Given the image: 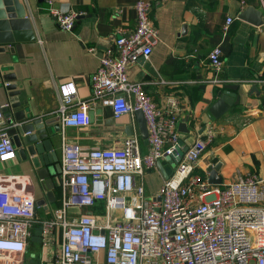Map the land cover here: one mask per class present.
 <instances>
[{
	"label": "crops",
	"instance_id": "1",
	"mask_svg": "<svg viewBox=\"0 0 264 264\" xmlns=\"http://www.w3.org/2000/svg\"><path fill=\"white\" fill-rule=\"evenodd\" d=\"M19 1L25 5L30 27H19L17 34L11 31L13 42L0 45L4 49L0 53L2 76L13 79H0V105L21 103L14 113L29 109L35 117L55 120L60 132L53 145L60 165L65 142H76L90 150L116 147L127 138L137 137L142 152L148 153L137 114L117 119L110 107L98 103L89 112L91 125L86 128L63 127L55 116L60 100L58 88L64 82L75 81L79 97L91 99L90 77L99 69L100 59L113 47L120 32L132 33L136 28L137 0ZM148 1L152 4L150 19L158 32V43L148 60L141 58L128 69L129 80L142 83L145 93L161 110L169 108L170 100L177 102L180 124L189 130L188 134L180 132L186 145L196 141L209 126L218 130L214 142L203 153L195 176L209 182L208 169L219 165L221 185L248 174L264 180V25L256 27L239 19L249 7L264 17L263 0ZM51 9L77 13L73 31L63 30ZM228 17L234 21L225 30ZM3 39L8 40L9 36ZM216 46L223 51L220 78L226 80L224 83L212 82L217 75L208 56ZM6 83L16 85L19 94L11 97ZM226 86L237 87L231 92L239 96L240 102L215 119L211 109ZM160 162L161 168L157 164L156 169L137 178V182L143 181L148 196L159 191L166 175L174 173L175 167L168 160ZM61 172L52 176L54 188L49 191L29 161L17 155L11 161L0 162V176L30 177L32 185L28 191L37 203L36 222L26 252L10 253L0 264H57L62 231L57 228L51 244L44 246L41 223L62 207L65 195ZM68 213L70 217L90 214L102 222L104 203L92 208L71 207ZM97 263L106 264L104 251L98 255Z\"/></svg>",
	"mask_w": 264,
	"mask_h": 264
},
{
	"label": "built area",
	"instance_id": "2",
	"mask_svg": "<svg viewBox=\"0 0 264 264\" xmlns=\"http://www.w3.org/2000/svg\"><path fill=\"white\" fill-rule=\"evenodd\" d=\"M134 9L135 30L120 32L90 77L91 99L79 97L75 81L64 82L58 88L55 116L63 127L86 128L91 125L89 112L98 103L110 107L117 119L141 112L148 129V153L142 152L137 137L116 147L90 150L65 142L60 178L65 196L62 207L41 223L44 246L51 244L60 228L63 242L57 264H98L103 251L106 264H264V180L248 174L230 184L212 185L194 175L218 134L213 126L187 145L182 157L175 154L183 139L177 102L170 100L169 108L161 110L142 83L128 78V69L141 58L148 60L158 43L150 19L152 4L137 0ZM51 14L63 30L73 31L77 13L51 9ZM233 21L227 18L225 30ZM208 60L217 75L212 82H226L220 78L222 48L214 47ZM7 106L0 105L3 163L17 157L4 118ZM169 156L178 160L173 175L148 196L137 178ZM31 185L28 176H0V262L10 253L26 252L37 209L28 191ZM99 203L105 208L102 222L90 214L69 216L71 207L92 208Z\"/></svg>",
	"mask_w": 264,
	"mask_h": 264
},
{
	"label": "water",
	"instance_id": "3",
	"mask_svg": "<svg viewBox=\"0 0 264 264\" xmlns=\"http://www.w3.org/2000/svg\"><path fill=\"white\" fill-rule=\"evenodd\" d=\"M239 19L259 27L264 25L262 12L257 11L254 7H249L243 11ZM19 27H25L29 30L30 22L27 17L25 5L19 0H0V45L12 43L11 31L17 34ZM4 36H9L8 40L3 39ZM19 38V37H17ZM4 49L0 48V53ZM144 59V58H143ZM12 77L2 76L0 70V79L4 81L13 80ZM11 91V97L19 94L16 91V85H8L6 87ZM220 99L214 104L211 109V114L215 119L222 117L234 105L239 104L240 98L234 95L231 91L237 90V87L226 86ZM28 101H25V105ZM21 106V103H13L3 108L4 118L9 126L8 132L12 136V141L17 150L18 157L23 161H29L36 170V174L40 180L44 182L47 189L51 191L54 188L53 175L61 172L59 164V154L54 150V142L60 132V126L55 120H48L42 117H35L29 109L14 113L13 110ZM139 115V124L145 143L148 145V129L141 112ZM179 131L183 134H188L189 130L182 123L179 125ZM203 132V131H202ZM201 132V133H202ZM188 146L181 139L176 148V155L180 157L187 151ZM174 167L176 166L177 158L169 156L166 158ZM161 168V162H158ZM220 166L210 167L209 183L212 185H221L222 180L218 177ZM168 178V175H166ZM52 194L50 193L49 196Z\"/></svg>",
	"mask_w": 264,
	"mask_h": 264
},
{
	"label": "trees",
	"instance_id": "4",
	"mask_svg": "<svg viewBox=\"0 0 264 264\" xmlns=\"http://www.w3.org/2000/svg\"><path fill=\"white\" fill-rule=\"evenodd\" d=\"M211 2H213L214 0H210ZM257 0H250L251 3H255Z\"/></svg>",
	"mask_w": 264,
	"mask_h": 264
},
{
	"label": "bare ground",
	"instance_id": "5",
	"mask_svg": "<svg viewBox=\"0 0 264 264\" xmlns=\"http://www.w3.org/2000/svg\"><path fill=\"white\" fill-rule=\"evenodd\" d=\"M3 262V261H2Z\"/></svg>",
	"mask_w": 264,
	"mask_h": 264
}]
</instances>
